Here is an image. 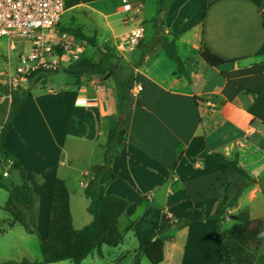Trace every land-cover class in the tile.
Returning a JSON list of instances; mask_svg holds the SVG:
<instances>
[{"label": "crops", "instance_id": "1", "mask_svg": "<svg viewBox=\"0 0 264 264\" xmlns=\"http://www.w3.org/2000/svg\"><path fill=\"white\" fill-rule=\"evenodd\" d=\"M129 1L136 11L132 16L122 11L121 0H64V7L66 14H87L95 23L91 31L99 28L95 14L112 36L119 24L125 31L118 35L142 26L144 36H152L147 25L156 17L157 0L147 14L144 1ZM98 3L101 9L94 7ZM263 4L264 0H171L165 32L176 36L177 54L187 76L178 74L161 47L146 50L129 85L130 89L140 85L142 90L135 98L126 95L123 114L108 91L106 95L91 93L86 91L89 85L77 87L66 81L61 91L31 94L1 147L23 167L37 198L39 253L47 237L57 178L65 182L74 229L91 222L84 178H93L103 165L107 133L119 119L125 141L111 164L115 179L104 193L129 203L117 222L122 242L112 247L121 258L136 257L143 242L158 236L163 240L159 264H219L221 250L213 220L195 221L182 229L174 221L193 212L211 217L239 184H243L242 193L228 213L246 208L251 221L264 219V176L259 178L264 170V92L247 91L264 87ZM204 49L228 64L207 65L200 56ZM0 104L5 106L1 127L18 99ZM202 153L236 160L249 179L199 158ZM85 200L83 214L79 205ZM6 222L0 233L18 225L10 226V216ZM9 245L15 255L0 257V263L42 260L41 253H31L20 241ZM104 247L110 246L102 245L82 264L103 259ZM253 264H264V229Z\"/></svg>", "mask_w": 264, "mask_h": 264}, {"label": "trees", "instance_id": "2", "mask_svg": "<svg viewBox=\"0 0 264 264\" xmlns=\"http://www.w3.org/2000/svg\"><path fill=\"white\" fill-rule=\"evenodd\" d=\"M170 1L157 0L156 17L151 21L155 32L147 42H143V38L139 41L136 50L139 51L140 57L134 68L141 64L146 50L159 46L163 49L166 57L175 64L178 74L187 76L184 63L177 54L176 36L165 32L164 19L168 15ZM57 27L59 28V24ZM59 32L69 33L80 39V41H87L91 46L97 47L96 39L85 35L81 28H59ZM97 49L100 54L98 61L92 63L81 56L78 62L62 70L65 75L76 80L75 85L77 87L80 86V79L83 76L101 75L105 80L113 77L112 68L115 67L114 61L120 62L117 52L112 47L106 46ZM200 56L211 67H221L228 64V62L207 49L201 50ZM55 72L54 70H38L27 77V82H31L33 78H35V83L40 80L43 81L45 75ZM133 78L134 75L130 74L125 79V82L118 84L117 96L120 114L124 112L125 95L130 89L129 85ZM43 85H45V82ZM247 91L259 95L264 92V87L254 91ZM29 97H31V94L27 93L26 96L20 98L18 104L10 112L0 128V154L12 161L13 168L17 171L20 181L18 185L7 186L0 180V188L4 189L8 194L7 201L0 208L12 219L10 226L18 224L26 234L37 236V198L26 179L23 167L9 152L1 147L6 133L12 127L14 117ZM125 136L126 131L124 130L123 122L119 119L107 133L106 142L103 146V165L93 178H84V196L89 201L87 211L92 217L91 222L80 229H74L70 213L69 194L65 182L57 178L53 185L47 237L40 243L42 260L40 262H29L26 259H22L18 264H51L61 261L82 264L84 259L93 252L99 253L102 245L116 247L122 242V235L118 231L117 222L129 203L125 199L105 195L104 190L106 185L115 179V175L111 171V164L118 153L119 146L125 141ZM180 157L181 154L178 155L177 160ZM199 158L220 163L234 174L244 179H249V175L238 166L236 160L227 159L219 153H202ZM263 176L264 170L259 175V178ZM242 189L243 184L236 185L233 192L219 204L216 212L211 217L205 216L201 212H193L186 218H177L174 221L176 228L182 229L195 221L213 220L216 239L221 250V261L219 264H253L259 251L264 219L251 221L246 211L240 212V221L231 228L227 238L221 235V226L224 223L226 211L236 205ZM138 255L145 257L150 264L161 263L163 261V240L158 236L146 240L139 246L136 258H138ZM0 264H17V262L7 261ZM134 264H139V261L136 260Z\"/></svg>", "mask_w": 264, "mask_h": 264}, {"label": "rangeland", "instance_id": "3", "mask_svg": "<svg viewBox=\"0 0 264 264\" xmlns=\"http://www.w3.org/2000/svg\"><path fill=\"white\" fill-rule=\"evenodd\" d=\"M68 0H65V2ZM70 1V0H69ZM146 3L145 13H149L153 6L154 0H142ZM95 8L101 9V6L98 4L94 5ZM137 7H139L137 5ZM135 9L133 13H135ZM97 24H99V28L97 31H91L90 29L95 26L92 19L85 13H64L60 23L59 28H81L83 33L87 36L94 37L97 41V47L91 46L87 41L81 40L83 47V55L82 57L85 60H88L92 63L98 61L100 54L97 48H101L103 46L114 48L116 38L119 36L118 34L125 31L123 25H118V29L115 30L116 35L112 36L108 29H106L103 25V21L99 18L98 15H92ZM127 16V15H126ZM123 17L122 15L115 16L116 19ZM59 28L56 30L59 32ZM154 29L152 28V23L147 25L148 33ZM152 34V35H153ZM151 38L148 36L143 37V42H147ZM77 40H80L76 38ZM12 42V43H11ZM11 42L8 41L7 38H2L0 40V102L4 100H10L13 97L18 99L29 94H37L39 92H43L45 90L52 91H61L62 86H64L65 82H72L74 85L76 84V80L70 76H67L63 73V69L68 68L69 65H64L60 68H57L55 73L47 74L43 77V81L45 84L48 82L47 86H43V81L40 80L37 83L34 82L35 78L31 80V82H27V78L25 81L20 80V72L18 71V63L20 60V56H26L30 53V44L25 39L13 38ZM117 52V51H116ZM120 62L114 61L113 77L109 80H105L101 75H87L83 76L80 79V85H90L91 83H96L104 86L108 89V96L114 99L115 104H117L118 109L120 108L119 99L117 96L118 93V84L121 82H125L130 74L134 75V66L139 62V51L134 50L131 53H118ZM51 71V70H44ZM53 71V70H52ZM105 80V81H104ZM45 87V88H44ZM126 97V95H125ZM5 110V106L0 104V119L3 116ZM1 128V127H0ZM0 180L3 184L9 185H18L19 184V176L17 171L13 168V163L11 160L5 158L0 154ZM8 198V194L4 189L0 188V207L6 202ZM84 205H79V210H83V214H85V206L88 201H84ZM248 210L246 208H242L238 210L236 213H228L226 211V216L224 219V223L222 224V233L223 237L227 238L226 231L238 224L240 221V212ZM249 215V214H248ZM228 221L225 223V221ZM9 219L8 214H6L0 208V229H5L6 220ZM261 221V220H260ZM24 245L28 251L31 253H36L38 251V255H40L39 250H37V237L31 236L25 233L22 227L16 225L14 229H10L9 231H5V233H0V257L2 256H12V250L10 249V242H18ZM103 259H95V262H92L91 259H87L85 264H134L136 260L139 261V264H150L148 260L138 255V258L134 257L133 254L125 255L122 258L119 253L112 247H104L103 250ZM41 257V256H40ZM2 263V262H1ZM63 264H72L69 261H65Z\"/></svg>", "mask_w": 264, "mask_h": 264}, {"label": "built area", "instance_id": "4", "mask_svg": "<svg viewBox=\"0 0 264 264\" xmlns=\"http://www.w3.org/2000/svg\"><path fill=\"white\" fill-rule=\"evenodd\" d=\"M121 4L122 11L132 16L134 8L130 1L121 0ZM64 13V0H0V40L7 38L11 42L13 38H20L30 44V53L20 56L18 63L21 81L38 70H56L80 60L84 50L82 42L56 30ZM143 37L144 28L139 26L119 35L114 48L120 54L131 53ZM141 90L140 85H135L127 95L135 98ZM86 91L107 93L104 86L96 83H91Z\"/></svg>", "mask_w": 264, "mask_h": 264}]
</instances>
